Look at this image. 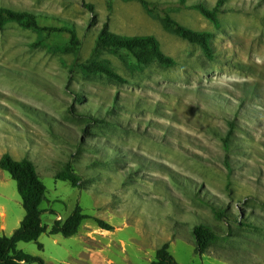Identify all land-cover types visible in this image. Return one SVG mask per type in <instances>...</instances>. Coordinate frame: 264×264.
<instances>
[{
    "label": "rangeland",
    "instance_id": "obj_1",
    "mask_svg": "<svg viewBox=\"0 0 264 264\" xmlns=\"http://www.w3.org/2000/svg\"><path fill=\"white\" fill-rule=\"evenodd\" d=\"M195 1L213 7L217 0L187 4ZM0 7L65 21L80 41L75 51H50L31 47L36 33L12 24L0 31V158L30 160L46 188L40 210L47 233L17 244V251L45 264H150L169 243L177 264H264V0H225L219 28L193 10L171 13L188 29L212 33V61L166 32L138 2L0 0ZM104 26L120 36L155 37L176 65L140 69L124 52L96 51ZM67 40L47 43L61 48ZM94 62L127 84L85 77L78 65ZM69 109L108 124L84 134L85 122ZM228 122L235 129L226 152L221 138ZM68 163L82 189L56 179ZM0 203L7 209L0 237L10 236L25 212L15 182L1 170ZM209 205L229 207L263 230L219 222ZM77 206L89 217L77 235L50 236L54 221ZM195 224L219 235L202 256L191 235Z\"/></svg>",
    "mask_w": 264,
    "mask_h": 264
},
{
    "label": "trees",
    "instance_id": "obj_2",
    "mask_svg": "<svg viewBox=\"0 0 264 264\" xmlns=\"http://www.w3.org/2000/svg\"><path fill=\"white\" fill-rule=\"evenodd\" d=\"M124 2H138L147 15L156 17L162 27L169 34L178 39L199 48L206 60L212 61L214 58L212 49L213 35L210 32H198L188 29L176 22L171 13L179 10H193L199 13L204 19L210 22L214 28H219V16L222 15L225 0H217L213 7H208L205 3L195 1L188 5L190 0H178L176 4H163L148 2L147 0H121ZM90 12H93L92 6H87ZM12 24L17 27L36 33L38 40L31 44V47H41L50 51L59 49L60 52L68 50L75 51L80 46L75 28L69 23L57 18L35 14L30 11H14L4 7H0V31L7 25ZM67 38L68 45L66 47H55L48 45L47 40ZM69 46V47H68ZM96 51H109L113 53L124 52L131 56L136 66L140 69L156 64L161 68H172L176 65V61L166 56L161 48L158 40L153 36L143 37H127L114 34L107 30L106 26L101 28L95 39ZM78 68L85 77L98 76L107 80L118 83L127 84V81L114 72L104 62H94L89 64H79ZM73 71V69H72ZM77 100L80 102V98ZM69 113L78 114L73 109H69ZM108 114H112L111 111ZM81 120L85 122L84 134L88 132V126H99L108 124L105 119H100L91 114H78ZM110 125V124H109ZM228 132L221 138L223 149L229 152L231 137L235 129L234 122H228ZM82 146V143L79 144ZM117 163H119L117 161ZM225 165L230 170L228 157L225 158ZM0 170L6 172L15 182L18 195L21 199L22 208L25 212L24 218L10 236L0 237V264H27L35 262L37 264H45L38 258H33L17 251V244L37 242L39 237L47 233V228L41 222L40 206L45 199L46 188L40 180L36 172L34 164L28 159L14 160L10 155L4 154L0 158ZM230 174V173H229ZM58 181L69 183L73 188L82 189L83 181L72 168L71 164H67L65 169L56 175ZM210 211L215 220L223 222L232 219L238 228H250L262 231V227L257 228L246 222V218L239 216L234 217L230 213L229 207L218 208L209 205ZM235 216H237L235 214ZM89 219L82 213L77 206L74 212L64 221H54L48 234L50 236L61 235L64 238H70L77 235L81 225L85 220ZM97 226L104 231H111L112 227L102 220L95 219ZM228 233L232 232L230 229ZM191 235L194 241L195 252L204 255L218 239L216 231L205 224H195L191 228ZM41 250L42 246L38 245ZM150 264H177L169 253V243H164L156 250L154 259Z\"/></svg>",
    "mask_w": 264,
    "mask_h": 264
},
{
    "label": "crops",
    "instance_id": "obj_3",
    "mask_svg": "<svg viewBox=\"0 0 264 264\" xmlns=\"http://www.w3.org/2000/svg\"><path fill=\"white\" fill-rule=\"evenodd\" d=\"M6 206L3 203H0V232L4 231L6 228V218H7V214H6ZM19 221V220H17ZM15 231V230H14Z\"/></svg>",
    "mask_w": 264,
    "mask_h": 264
}]
</instances>
